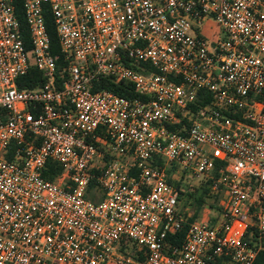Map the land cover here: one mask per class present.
<instances>
[{
	"label": "built area",
	"instance_id": "2783aa9c",
	"mask_svg": "<svg viewBox=\"0 0 264 264\" xmlns=\"http://www.w3.org/2000/svg\"><path fill=\"white\" fill-rule=\"evenodd\" d=\"M22 2L30 49L17 0H0V264H253L264 242V0ZM32 65L45 84L19 88ZM103 79L139 96L97 88ZM48 159L63 168L56 180L43 175ZM174 166L173 180H210L222 194L215 223L183 208Z\"/></svg>",
	"mask_w": 264,
	"mask_h": 264
},
{
	"label": "trees",
	"instance_id": "16d2710c",
	"mask_svg": "<svg viewBox=\"0 0 264 264\" xmlns=\"http://www.w3.org/2000/svg\"><path fill=\"white\" fill-rule=\"evenodd\" d=\"M17 7H16V13L18 16V19L20 21L21 30L24 36L25 43L27 47L31 48V38L30 33L26 24V20L24 18V8H23V2L22 0H17ZM46 23L48 26V32L50 34L51 38V51L54 55H58V64L59 67H63L66 64V61L64 59L63 54L61 53V48L59 44L58 34L56 25L54 22V17L52 16V13L50 11H47L46 14ZM143 67H147L144 72H147L149 65L148 64H141ZM47 80V77L43 74L41 70H39L35 65H32L28 72L22 76H20L17 80L19 88H37L41 87L45 84ZM60 85V82L58 83ZM97 88H107L109 90L114 91L115 93L134 98L139 96V93L134 90V87L132 84L126 81H122L119 83H116L110 79H103L99 83H97ZM201 96L202 99H201ZM210 99V94L206 91L200 92L198 96V102L199 103H205V101H208ZM185 124H188L186 122ZM176 166L172 167L169 170L170 174V181L174 182L177 187L180 189L181 197L188 201H192V204L195 206L194 214L192 215L191 219L197 218L200 215V212L202 211V208L206 205H210V208L213 209L217 214H213L211 219L207 220L210 223H215L220 215V211H222V207L220 206V200L222 198V194H212L211 193V181L210 180H202L199 185L191 184L188 180L185 173H181V178L179 180H173L172 174L175 171ZM63 168L60 165L59 162L53 159H48L46 162V165L43 170V175L45 178L50 180H56L57 177L62 174ZM96 182H93L92 187H94ZM98 194V193H97ZM95 193L90 194V198L94 201L98 202L103 198V194L100 195ZM209 200H212V203L209 202ZM255 230V229H254ZM186 233V229L181 232L178 237H174V241L176 243L182 242L184 236ZM258 232L255 230V235H257ZM253 241L256 240L255 236L251 238ZM127 254H131L134 257L143 260L144 254L140 251H138L136 248L132 247L126 250ZM219 262L224 263L226 261L225 258L218 259ZM253 264H264V242L263 247L260 249L256 259L254 260Z\"/></svg>",
	"mask_w": 264,
	"mask_h": 264
},
{
	"label": "rangeland",
	"instance_id": "374dc122",
	"mask_svg": "<svg viewBox=\"0 0 264 264\" xmlns=\"http://www.w3.org/2000/svg\"><path fill=\"white\" fill-rule=\"evenodd\" d=\"M190 179L191 180L189 182L191 184H194V185H199L201 182L200 180H196V179H192V178H190ZM98 194L100 195L101 193H98ZM209 202L212 203V200H209ZM182 205H183L184 209L187 207L189 209V211L192 214H194L195 206L192 204V201L190 202V201L186 200V198L184 197V199H182ZM213 214H217V213L213 209H211L210 205L208 204L202 208V211L200 212L199 217L204 218V219H206V218L211 219Z\"/></svg>",
	"mask_w": 264,
	"mask_h": 264
}]
</instances>
